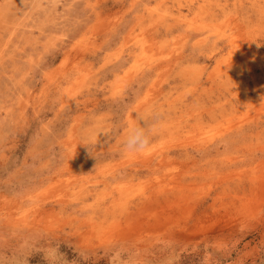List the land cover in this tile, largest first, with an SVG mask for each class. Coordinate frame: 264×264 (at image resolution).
I'll list each match as a JSON object with an SVG mask.
<instances>
[{
  "label": "rangeland",
  "instance_id": "1",
  "mask_svg": "<svg viewBox=\"0 0 264 264\" xmlns=\"http://www.w3.org/2000/svg\"><path fill=\"white\" fill-rule=\"evenodd\" d=\"M0 264H264V0H0Z\"/></svg>",
  "mask_w": 264,
  "mask_h": 264
},
{
  "label": "clouds",
  "instance_id": "2",
  "mask_svg": "<svg viewBox=\"0 0 264 264\" xmlns=\"http://www.w3.org/2000/svg\"><path fill=\"white\" fill-rule=\"evenodd\" d=\"M136 123L128 125L124 137L121 142L122 150L128 153H138L145 150L149 144V136L152 129L147 128L145 125L141 126L138 120L144 122V116L136 113Z\"/></svg>",
  "mask_w": 264,
  "mask_h": 264
},
{
  "label": "crops",
  "instance_id": "3",
  "mask_svg": "<svg viewBox=\"0 0 264 264\" xmlns=\"http://www.w3.org/2000/svg\"><path fill=\"white\" fill-rule=\"evenodd\" d=\"M113 70H114V69H113ZM113 70H112V71H113ZM112 71H111V72H112ZM113 72H114V71H113ZM113 72H112V74H113Z\"/></svg>",
  "mask_w": 264,
  "mask_h": 264
}]
</instances>
